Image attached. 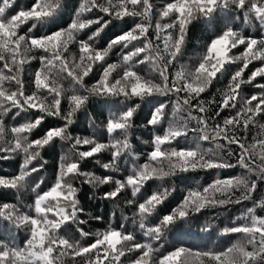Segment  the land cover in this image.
Instances as JSON below:
<instances>
[{
  "label": "snow or ice",
  "instance_id": "obj_1",
  "mask_svg": "<svg viewBox=\"0 0 264 264\" xmlns=\"http://www.w3.org/2000/svg\"><path fill=\"white\" fill-rule=\"evenodd\" d=\"M238 20L258 24L259 34H246ZM196 21L214 32L196 62L183 64ZM33 62L29 89L24 77ZM226 74V86L206 99ZM257 77L264 78V0H29L24 7L0 0V161L20 158L13 172L0 169V264H264V216L257 215L264 200L253 195L264 183V83ZM248 84L260 91L244 96ZM93 100L109 108L102 128L73 135ZM145 108L151 135L138 152L132 132ZM50 119L57 123L45 127ZM57 142L62 153L48 174L44 153ZM88 160L104 171L83 170ZM236 167L243 173L189 187L170 205L182 174ZM81 184L112 204L107 219L86 214ZM5 191L15 202L3 199ZM244 201L252 206L220 231L241 234L237 243L201 250L169 242L204 210ZM90 221L103 227L86 230Z\"/></svg>",
  "mask_w": 264,
  "mask_h": 264
},
{
  "label": "trees",
  "instance_id": "obj_2",
  "mask_svg": "<svg viewBox=\"0 0 264 264\" xmlns=\"http://www.w3.org/2000/svg\"><path fill=\"white\" fill-rule=\"evenodd\" d=\"M75 3V0H73ZM18 4L20 7L27 6L29 4V0H18ZM223 15V14H222ZM69 17L65 15L64 23L68 22ZM227 22V21H225ZM236 24L240 25L243 28L246 34H250L256 36L260 32V27L256 24L254 27H250L247 25H243L241 21H236ZM221 28L224 27L222 23L220 25ZM214 27L210 26L202 21H196L189 27V33L186 40V45L184 49V56L181 58V63L192 65L196 62L198 54L204 50V46L210 36L213 35ZM242 50V49H240ZM238 54V51H237ZM38 66L37 62H33L31 67L26 68L25 73V83L26 87L31 89V73L35 67ZM260 66V62H254L252 65H249V69L246 70L245 78L250 74L251 70H254V67ZM236 66L233 65L230 69L231 71H235ZM148 69L145 67V71ZM230 78V74H226L223 77H220L216 82H214L213 86L209 89V94L205 97L206 99L211 98V94L217 93V89H223L228 79ZM91 83V81H90ZM255 83H264V78L257 77ZM260 90L255 88L252 84H248L243 86V95L250 96L254 93H258ZM217 98L218 94H217ZM66 107V101L64 102ZM109 108L106 104L101 102L100 100H93L87 107V109L81 113H78L76 117V123L70 129L73 135L80 136H92L94 132V128L99 126L102 128V122L106 119ZM147 113V108L141 112L139 119L136 121L137 126L133 129L132 139L136 146L138 152L145 151L147 149V145L142 143L144 140H149L151 135V130L145 129L143 127V122L145 120ZM228 113H224L222 115H227ZM19 120V118H18ZM55 120H48L45 124V127L56 124ZM260 123H264V120H261ZM256 129L254 128L251 133L248 135H254ZM97 135H99V130L97 129ZM104 142H107L106 133L101 137ZM182 147L186 145H181ZM205 148L210 147L211 145L204 144ZM67 145L64 148V151L67 150ZM62 150L59 142L49 149H47L44 153L45 158L48 161L47 170L48 174H51L56 166L59 156L61 155ZM109 153H103L98 158L102 161L106 162L108 159ZM20 162V158L17 157L8 161H0V169H3L6 173L13 172ZM144 162V157L141 156L139 163ZM231 162L235 163V157L231 158ZM125 167H129L125 165ZM83 170L85 171H95L97 174L101 173L102 170L99 165H96L92 160L86 161L82 165ZM244 170L239 167L234 169H226V170H211V171H200L198 173H188L182 174L183 179L178 180L176 183L178 185V191L175 194L173 200L170 201V205L177 203L185 190L189 187L196 188L197 185L207 186V184L213 182L217 175L221 178H225L232 175L242 174ZM81 187L80 192V200L82 202L83 207L87 213H91L92 215H101L106 219L109 217L112 212V204L97 198H93V190L88 185H79ZM106 188V186H104ZM154 187L150 185V188ZM239 195V193H237ZM256 201L264 200V183L259 184L258 190L253 194ZM3 199L11 202H15V194L11 191L3 192ZM22 199H24L25 203H29L30 201L27 198V195H23ZM122 203V202H121ZM252 201H244L239 205H232L228 209H206L199 216V218L191 225H182L179 230H174L170 234V243L172 244H184L194 249L201 250H222L226 247H229L242 239L241 234H228L221 235L220 231L225 226H229L235 220L237 216H240L246 209V207H251ZM117 214L120 215L119 211ZM124 216L131 217L132 211L125 207L123 212ZM257 215L264 216V210L258 209ZM84 218H87L85 215ZM129 229L134 227L129 219L127 222ZM237 224L243 223V221H236ZM211 225L208 231H204L206 225ZM86 230L91 228L92 230L101 229L103 227V222L98 221H90L88 225L85 226ZM214 229V230H213ZM25 237V233L21 230L17 232V242L20 243L23 241Z\"/></svg>",
  "mask_w": 264,
  "mask_h": 264
}]
</instances>
